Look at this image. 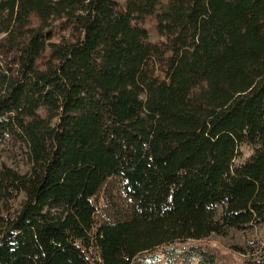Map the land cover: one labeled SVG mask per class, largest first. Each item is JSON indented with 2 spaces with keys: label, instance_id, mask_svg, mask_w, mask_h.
I'll return each mask as SVG.
<instances>
[{
  "label": "trees",
  "instance_id": "1",
  "mask_svg": "<svg viewBox=\"0 0 264 264\" xmlns=\"http://www.w3.org/2000/svg\"><path fill=\"white\" fill-rule=\"evenodd\" d=\"M0 144L27 164L0 167V264L263 224L264 0H0Z\"/></svg>",
  "mask_w": 264,
  "mask_h": 264
},
{
  "label": "rangeland",
  "instance_id": "2",
  "mask_svg": "<svg viewBox=\"0 0 264 264\" xmlns=\"http://www.w3.org/2000/svg\"><path fill=\"white\" fill-rule=\"evenodd\" d=\"M145 25L150 39L155 40L157 34L154 16H148ZM62 34L65 32L55 30L54 38L57 39ZM240 149L239 161L251 152L248 145H242ZM4 164L20 172L27 169L26 161L16 151L6 144H0V167ZM214 210L218 217L221 207L215 205ZM192 247L211 253L216 264H249L250 259L264 257V223L247 231L229 229L224 235L212 234L200 239H185L163 244L138 254L132 264H185L183 260H190L189 253ZM168 249H173L169 255L166 252ZM187 264H199V261L193 259Z\"/></svg>",
  "mask_w": 264,
  "mask_h": 264
}]
</instances>
